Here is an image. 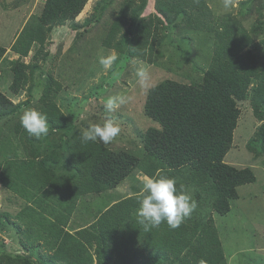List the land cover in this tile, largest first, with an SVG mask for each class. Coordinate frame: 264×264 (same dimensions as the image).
<instances>
[{
  "label": "trees",
  "instance_id": "16d2710c",
  "mask_svg": "<svg viewBox=\"0 0 264 264\" xmlns=\"http://www.w3.org/2000/svg\"><path fill=\"white\" fill-rule=\"evenodd\" d=\"M86 2L44 0L40 10L15 33L10 49L26 57L37 44V52L45 55L42 45L56 24L73 21ZM144 5L145 0L125 5L111 21L102 44L123 49V40L129 35L120 33L124 20L129 13L133 20ZM156 9L161 15L132 36L127 57L151 62V57L141 53L147 49H141L144 45L153 49L149 39L156 37L161 16L185 13L182 19L188 27L213 33L215 38L210 65L201 81L188 84L164 79L148 90L144 113L159 126L149 127L140 137L141 156L111 150L99 142L82 143L79 133L83 127L61 112L56 96L51 97L50 87H46L38 109L47 114L49 123V133L42 138L45 152L31 147L28 157H7L0 162L1 185L25 200L19 211L25 220L19 240L22 250L0 252V264H163L169 260L175 264H226L210 212L227 214L231 201L238 198L237 187L256 181L251 167L225 163L224 156L232 147L241 114L238 103L248 93L254 116L264 120V53H257L264 38H253L264 33V20L257 18L249 29L229 13L214 20L205 0H156ZM6 48L0 45V55ZM13 65L10 88L17 93L27 82L26 69L32 70L34 64L17 60ZM19 106L0 92V117L16 112ZM53 129L64 135L49 137L55 135ZM23 131L28 143L36 139ZM247 144L254 153H264V122ZM135 168L147 177L162 172L174 176L178 188L183 185L190 190L198 205L190 218L174 230L166 223L146 230L136 216L140 193L100 210L87 228L75 233L65 230L79 197L115 188ZM41 246L46 249L34 258L33 252ZM126 252L128 258L123 260Z\"/></svg>",
  "mask_w": 264,
  "mask_h": 264
},
{
  "label": "rangeland",
  "instance_id": "374dc122",
  "mask_svg": "<svg viewBox=\"0 0 264 264\" xmlns=\"http://www.w3.org/2000/svg\"><path fill=\"white\" fill-rule=\"evenodd\" d=\"M43 1L0 0V45L7 47L0 55V92L20 105L16 112L0 117V162L7 157H28L31 147L42 154L45 152L47 145L43 137L32 143L24 138L20 118L29 108L39 109V99L48 86L50 96H56L55 101L61 112L68 114L72 123L79 128L84 129L109 116L115 117L120 123L121 133L106 147L141 156L140 137L149 127L159 126L144 113L143 105L148 90L164 79L188 84L200 82L204 70L210 65L215 48L213 33H202L188 27L182 19L185 13L171 14L168 18L161 16L163 21L158 25L156 37H151L152 41L149 39L154 45L153 49L145 45L141 49H147L141 53L151 57L152 61L137 60L135 57H127L131 38L136 36L143 24L154 23V16L161 15L157 12L156 0H145L144 7L133 20L129 19L131 16L128 14L120 33L127 31L129 35L123 40L121 50L105 47L102 39L111 21L124 6L138 5L139 0H87L73 21L56 24L51 36L42 45L45 55L37 52L39 46L34 44L26 57H20L9 45L22 24L40 10ZM205 2L214 20L229 13L239 17L247 29L257 18L264 20V0H232V6L228 9L223 6L224 0ZM260 13L262 16H259ZM97 16L99 20L95 22L94 17ZM71 24L76 27L72 28ZM261 25H264V21H261ZM161 32L164 34L161 35ZM253 38L255 41L264 38V33ZM259 48L257 53H264V46L260 45ZM113 51L118 59L105 71L99 59ZM17 60L34 65L32 70L26 69V84L17 93H13L10 88L14 76L12 68ZM139 66L147 67L149 72L143 84L138 82L135 74ZM114 94H123L129 99L119 109L109 113L104 108V102ZM238 105L241 114L233 133L232 147L224 156V162L237 167H251L256 181L238 186L239 197L231 201L227 214L220 215L213 211L210 214L219 231L226 264H264V153H254L247 147L257 126L264 120H257L254 116L249 93ZM52 132L55 135L49 137L64 135L58 130L54 132V129ZM147 178L139 168H135L115 188L82 195L77 200L65 230L75 233L78 229L87 228L100 210L122 198L140 194L143 181ZM24 206L25 200L22 197L0 183V252L22 250L19 240L25 229V220L19 211ZM44 249L46 247L41 246L38 251L35 250L33 257ZM128 255L129 252L123 253V260ZM116 261L121 262L119 259ZM163 264L175 263L169 260Z\"/></svg>",
  "mask_w": 264,
  "mask_h": 264
},
{
  "label": "clouds",
  "instance_id": "9594fccd",
  "mask_svg": "<svg viewBox=\"0 0 264 264\" xmlns=\"http://www.w3.org/2000/svg\"><path fill=\"white\" fill-rule=\"evenodd\" d=\"M223 6L225 9L230 8L232 0H224ZM117 59L118 56L113 51L109 55L101 56L99 63L107 71ZM135 74L141 84L149 76L148 69L144 66L137 67ZM128 99L123 94L110 95L104 102V108L109 113L114 112L127 103ZM20 123L25 131L36 139L46 137L49 133L47 114L38 109L25 110L21 115ZM120 133L119 121L115 117L109 116L98 123L85 127L79 133V139L82 143L99 142L107 146ZM138 203L139 207L136 210L138 223L146 230L159 228L162 223H166L170 229H177L186 219L190 218L198 206L190 190L183 185L178 188L176 178L163 172L143 181Z\"/></svg>",
  "mask_w": 264,
  "mask_h": 264
},
{
  "label": "crops",
  "instance_id": "0c3cea01",
  "mask_svg": "<svg viewBox=\"0 0 264 264\" xmlns=\"http://www.w3.org/2000/svg\"><path fill=\"white\" fill-rule=\"evenodd\" d=\"M238 188V187H237ZM238 193V192H237ZM238 197H239V195H238ZM237 199V198H236ZM235 200V199H234Z\"/></svg>",
  "mask_w": 264,
  "mask_h": 264
}]
</instances>
